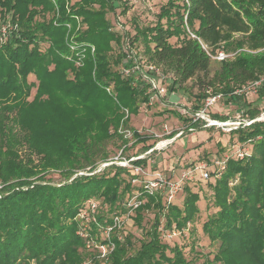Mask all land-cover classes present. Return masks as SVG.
Segmentation results:
<instances>
[{
	"label": "trees",
	"instance_id": "16d2710c",
	"mask_svg": "<svg viewBox=\"0 0 264 264\" xmlns=\"http://www.w3.org/2000/svg\"><path fill=\"white\" fill-rule=\"evenodd\" d=\"M0 6L17 17L12 18L17 29L0 43V264H82L87 255L93 264H197L182 247L160 237L165 228H185L199 211V194L187 186L181 206L164 204L157 192L138 188L141 201L133 208L134 219L139 223L143 211L156 212L133 252L131 234L120 238L116 228L105 258L86 249L78 233L77 214L87 199H94L102 206L89 230L106 242L98 236L100 227L120 212L129 187L125 183L121 189L120 175L127 170L113 163L103 167L113 168L111 174L94 170L109 160V143L126 142L119 126L126 127L129 115L148 101L145 88L134 86L137 79L116 68L132 60L122 61V52L112 56L111 43L121 44L122 36L112 30L107 14L117 7L124 13L128 0H0ZM76 17L84 29L77 27ZM69 34L77 44L94 47L93 53L85 50L80 66L67 57ZM137 40L143 41L148 61L173 74L170 91L195 81L199 91L193 110L211 93L241 102L244 93L234 91L264 75V0H166L155 26L137 27L131 41ZM41 41L49 43L45 50ZM218 50L234 54L213 59ZM29 74L36 83L28 81ZM110 85L113 92L106 90ZM257 90L262 94L264 83ZM243 106L248 119L259 114ZM231 132L240 143L251 141L252 148L241 158H226L210 185L215 211L202 230L216 250L202 264H264V119ZM132 135L136 142L150 137L136 130ZM50 170L62 176L59 185L45 179Z\"/></svg>",
	"mask_w": 264,
	"mask_h": 264
},
{
	"label": "rangeland",
	"instance_id": "374dc122",
	"mask_svg": "<svg viewBox=\"0 0 264 264\" xmlns=\"http://www.w3.org/2000/svg\"><path fill=\"white\" fill-rule=\"evenodd\" d=\"M165 2L166 0H129L128 8L124 13H120L121 7H117L115 13L107 14L112 24V30L122 36L121 44L111 43L114 48L112 56H115L116 53H124V60L122 61L125 63L132 60L133 52L146 58L143 53V41H131L132 36L135 34L137 27L146 28L156 25L160 6L165 4ZM13 16L12 11H7L0 6V31L5 25L6 31L11 34L12 18H17ZM47 16L49 15L47 14L45 17L47 18ZM76 22L80 30L85 28V24L79 17H76ZM161 22L165 23V19L163 18ZM66 26L69 31L71 29L70 25L66 24ZM195 26H197V21H195ZM66 40L69 50L67 57L71 61L74 60L75 64L77 56L71 51L69 44L74 45L77 42L74 40L73 35L70 34L66 37ZM175 41V37L169 39L171 44H175ZM48 45L49 43L44 41L39 43L42 50H45ZM84 52H82L81 62L84 58ZM212 62L216 61L212 60ZM80 65L81 63L76 66ZM122 67L119 65L116 68L121 70ZM160 71L163 74L160 93L156 92L153 85L145 79H137L134 82V86L138 89L145 88L144 92L148 93V101L140 105L137 114L129 115L126 127L119 126L118 132L122 134L126 142L122 143L120 140H116L114 144L109 143L107 145L110 154L109 160L100 162L94 171L98 172L103 169V167L108 165L105 163H113L127 170L120 175L123 179L120 187L122 189L125 183H129V187L123 195L120 212L116 213V215L120 218V227L117 229L118 233L120 232L121 234L120 238L131 234L130 252L138 248L140 240L144 236L145 230L151 226L156 212V208L143 211L142 220L138 223L134 219L133 209L124 206L126 202L133 201L132 199L139 192L138 188L142 187L146 179L153 178L159 173L170 182L178 184V187L173 190H170L165 185L159 187L157 193L161 196L164 204L174 203L181 206L185 195L184 186L198 192L199 200L197 201V206L199 211L194 219L188 222L185 228L181 230L175 229L176 234L174 235L170 229L161 230L160 237L161 241L169 246L176 244L182 247L186 258L195 261L197 264H202L205 259H211L216 250V244L211 243L202 230L203 222L215 211V207L212 204V189L210 187L216 176L214 172L215 161H224L226 158L232 157L233 144L241 143L237 140V134L231 131L228 132L227 127L210 126L202 119L192 120L193 105L196 102L194 94L199 91V87L193 79L187 80L182 88H174V91H170L169 86L172 84L173 74L162 69ZM28 81L36 83L34 75L29 74ZM110 87L112 89V85ZM34 92L35 87L31 88L29 99H31ZM242 101L251 108H257L259 111V114L255 117L257 120L264 118V91L260 94L259 90H245ZM242 101H227L226 97L222 96L208 108V114L211 118L227 120L228 122L236 120L238 116L239 118L247 119ZM182 109L186 110L185 114L181 113ZM123 111L126 116V110ZM132 130H136L142 136L150 137L145 142H136L132 135ZM148 146L152 147L145 150ZM244 148L247 152H250L252 142L246 141ZM130 158H134L133 161L136 160L135 158L144 160L143 163L137 164L142 168L143 172L136 173L131 165H126L125 160ZM129 164L131 163L129 162ZM113 171L114 169L110 167L103 169L105 173L111 174ZM204 171L208 173L206 178L202 175ZM81 173L86 172L79 171L77 174ZM185 173L186 175L183 176ZM45 179L57 185L63 181L60 173L55 170H50ZM2 188L0 187V190ZM99 206H102L101 203L98 208ZM77 220L79 221L78 218ZM163 224L164 217L161 218L159 228ZM100 228L102 231L98 236L103 239L105 233L103 235V227ZM89 256L87 255L86 258L89 259L91 257ZM31 264H34L33 261Z\"/></svg>",
	"mask_w": 264,
	"mask_h": 264
},
{
	"label": "built area",
	"instance_id": "2783aa9c",
	"mask_svg": "<svg viewBox=\"0 0 264 264\" xmlns=\"http://www.w3.org/2000/svg\"><path fill=\"white\" fill-rule=\"evenodd\" d=\"M129 1V0H128ZM187 2V0H185ZM17 29V23L16 22H12V31ZM186 29L189 33V35L196 39L201 47L206 50V46L202 43V41L200 40V38L198 36H196L194 33H192L190 31V29L186 26ZM10 33L6 31V26L3 25L2 31H0V42L3 43L7 40V38L9 37ZM69 47L71 49V51L73 53H75V55L77 56V59L75 60V64L79 65L81 63V57H82V52H84L86 49L84 48H88L90 50L91 53H93L94 51V47L91 45H77V44H69ZM83 47V48H81ZM207 51V50H206ZM132 53V52H130ZM133 54V58H132V63L129 66H124L121 68V72L123 75L125 76H133L135 79H145L147 81L150 82V84L153 85V87L155 88L156 92L160 93L161 91V83H162V79H163V74L161 73V68L157 65H155L154 63L148 61L145 57L141 56V55H136V52L132 53ZM209 54V53H208ZM234 53H230V54H226L224 51L222 50H218L217 53L215 55H210L213 59L216 60H223L227 57L232 56ZM157 79V80H156ZM264 83V75L260 76L257 80H254L248 84L243 85L241 88L236 89L234 92L236 93H244L245 90H257V88ZM106 90L108 92H112V89L110 86L106 87ZM221 97L220 93H215V94H209L203 101L202 106L199 109L193 110V115H192V120L196 121L198 119H202L203 121H205L208 125L210 126H219L221 128L223 127H227V131L230 132L233 129H236L239 126H245L250 124L252 121L257 120L256 118L254 119H245V118H239V116L236 118V120L234 121H224V120H220V119H215V118H211L208 114V108L211 107L218 98ZM150 102V101H149ZM181 113H186L185 109L181 110ZM264 119V118H263ZM248 142V141H247ZM245 143H241V144H233V156L236 158H241L245 155H248L249 152H247V150L244 148ZM133 159L134 158H130L128 160H125L126 165H131L136 173H140L143 172L142 168L133 163ZM138 159V158H135ZM226 160V159H225ZM225 160H216L215 164L216 167L214 168V172L215 175H219L220 172L224 169L225 166ZM129 162L131 164H129ZM105 164H110V163H105ZM186 175L183 174V176ZM203 177L206 178L208 176V173L206 171H204L202 173ZM176 184V185H174ZM166 186L168 187L170 190H173L175 188L178 187L177 183L174 182H170L169 180H167L166 178H164L163 176H161V174L157 173L153 178H149L146 179L144 184L142 185V188L144 191L153 194L156 193L157 190L159 189L160 186ZM1 187V185H0ZM139 198V192L135 195V198L132 199V202H126L124 204V206L126 208L129 209H133L135 208L141 200L138 199ZM98 202L95 201L94 199H87L83 205V207L79 210L78 214H77V218L79 219V223L81 221L80 224V228H79V235L83 238L84 244H85V248L88 250H95L97 253V257L99 258H105L107 256V254L112 250L113 248V243L110 241L109 236H110V232L113 230V228L118 229V227H120V218L116 215V213L114 215H112L111 220L112 223L108 226H106L103 229V235L104 238L106 239L105 243H101L100 241L96 240V236L95 235H91L90 230H89V224L91 222H97L96 219V213L98 210ZM176 228H171V232L172 234H176L175 231ZM91 259H86L82 262V264H92Z\"/></svg>",
	"mask_w": 264,
	"mask_h": 264
}]
</instances>
